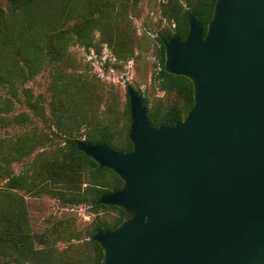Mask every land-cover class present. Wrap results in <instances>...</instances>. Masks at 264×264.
Masks as SVG:
<instances>
[{
  "label": "water",
  "instance_id": "water-1",
  "mask_svg": "<svg viewBox=\"0 0 264 264\" xmlns=\"http://www.w3.org/2000/svg\"><path fill=\"white\" fill-rule=\"evenodd\" d=\"M163 68L192 83L181 120L151 123L127 85L131 149L76 140L122 180L96 200L128 213L93 233L99 264H264V0H215L205 31L190 14Z\"/></svg>",
  "mask_w": 264,
  "mask_h": 264
},
{
  "label": "trees",
  "instance_id": "trees-1",
  "mask_svg": "<svg viewBox=\"0 0 264 264\" xmlns=\"http://www.w3.org/2000/svg\"><path fill=\"white\" fill-rule=\"evenodd\" d=\"M78 1L5 0V5H0V124L6 127L12 123L25 124L30 121L29 113L24 111L9 113L14 102L20 101L19 94L22 93L31 113L46 120L53 128L52 135L50 133L44 137L34 129L15 133L9 140L6 162L20 161L39 146H53L54 137L61 136L62 139L60 144L55 145L54 158L43 162L40 160V155L44 153L42 150L25 172L6 178L11 190L24 191L34 196L49 195L63 205L87 203L94 208H107L97 204V198L105 192L118 189L122 180L111 170L98 167L77 149V137L72 135V131L79 128L83 118L74 115L71 102L77 95L80 98V95L73 91L75 84L66 81L64 71L61 70L69 44L84 43L91 28L98 23L92 10L81 12ZM214 3L215 0H183L182 4L176 0L170 6V20L174 26L159 37L160 68L157 79L162 90L175 92L183 103L182 106L171 105L164 111L148 109L147 115L155 125H171L181 120L193 103V88L189 79L164 71V43L172 35L184 37L190 14L202 24L205 31ZM46 68L52 72L49 85L53 96L47 112L39 98L32 94L30 87L25 86L26 82ZM144 105H147L146 99ZM85 140L101 141L119 153L129 151L132 146L128 136L123 142L114 143L112 135L98 127L88 133ZM1 171L4 172L5 168L0 167ZM106 172L113 178L110 186L99 180ZM14 198H18L19 202ZM13 203H17L16 208L12 207ZM118 210L120 216L116 224L113 227L105 226V229L114 228L127 215L122 209ZM68 219L55 223L49 236L35 234L30 229L23 197L14 191L7 193L4 206H0V256L13 255L19 264H99L102 249L92 239V235L97 229H102L100 224H96L87 233V240L82 242L92 249V260L80 247L76 259L71 260L66 250H63L65 255L61 252L57 255L58 248L53 239L65 232L69 236L76 234L70 228ZM63 256L66 257L63 259Z\"/></svg>",
  "mask_w": 264,
  "mask_h": 264
},
{
  "label": "rangeland",
  "instance_id": "rangeland-1",
  "mask_svg": "<svg viewBox=\"0 0 264 264\" xmlns=\"http://www.w3.org/2000/svg\"><path fill=\"white\" fill-rule=\"evenodd\" d=\"M175 1H78L81 12L92 10L99 24L91 28L84 43L69 44L61 67L64 79L73 82L75 84L73 91L80 95V98L77 95L71 102L74 115L83 118L79 128L72 131V135L77 139H85L88 133L98 127L112 135L114 143L125 140L130 123L127 85H131L147 100V110L164 111L171 105L182 106V98L175 92L162 90L157 79L160 68L159 37L174 26L170 20V6ZM177 1L183 4V0ZM0 5L4 6L5 0H0ZM115 15L117 17H114ZM51 76L52 72L46 68L25 84L26 87H30L32 94L39 98L46 112L53 100L49 85ZM19 98L20 101L14 102L9 113L24 111L29 113L31 119L25 124L12 123L6 127L0 124V167L5 168L4 172H0V206H4L7 193L14 191L21 195L26 204L31 231L35 234L43 233L45 236L50 235L55 223L59 224L60 221L70 218L68 219L71 223L70 228H73V233L76 231V234L69 236L65 232L59 238L53 239L54 245L58 248L57 255L60 252L65 255L63 250H66L71 260L76 259L80 247L92 260L94 257L92 249L82 242L87 240V233L96 224H100L102 229H105V226L113 227L120 216L119 207L105 205L107 208H94L87 203L63 205L61 201L49 195L34 196L24 191L10 189L7 176L25 172L42 150L44 153L40 155V160L46 162L54 158L55 145L62 142L61 136L54 137L53 146L45 145L41 148L39 146L20 161L6 162L5 153L10 145L9 140L15 133L34 129L44 137L50 133L52 135L53 132V128L46 120L43 121L31 113L22 93L19 94ZM99 180L109 186L113 183L109 172ZM14 199L19 202L18 198ZM17 203H13L12 207L16 208ZM127 216L128 213L125 218ZM66 256H63V259ZM0 262L19 264L16 258L9 254H2Z\"/></svg>",
  "mask_w": 264,
  "mask_h": 264
}]
</instances>
